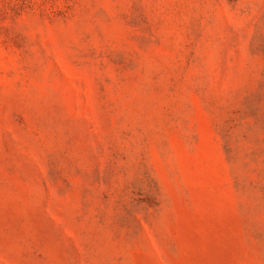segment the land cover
<instances>
[{"label":"rangeland","instance_id":"rangeland-1","mask_svg":"<svg viewBox=\"0 0 264 264\" xmlns=\"http://www.w3.org/2000/svg\"><path fill=\"white\" fill-rule=\"evenodd\" d=\"M0 264H264V0H0Z\"/></svg>","mask_w":264,"mask_h":264}]
</instances>
